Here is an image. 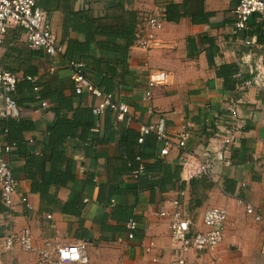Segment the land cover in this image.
Masks as SVG:
<instances>
[{"label":"crops","instance_id":"1","mask_svg":"<svg viewBox=\"0 0 264 264\" xmlns=\"http://www.w3.org/2000/svg\"><path fill=\"white\" fill-rule=\"evenodd\" d=\"M238 2L40 0L47 23L63 48L54 58L30 50L24 30L9 26L0 49L3 68L16 74L19 82L30 76L42 84L56 76V84L65 85L63 95L73 109H92L97 103L92 95L72 91L64 53L69 42L81 43L85 37L74 29L64 31L65 12L81 17L83 24L86 17H92L117 31L121 26L132 27L134 36L139 28H146L142 25L145 17L158 13L162 20L160 28L153 30V47L142 50L132 43L122 67L115 63L113 54L99 51L94 43L83 59L74 61L85 63L83 74L95 86L129 106L132 121H117L109 111L93 114L90 141L72 139L63 144L65 160L72 162L73 180L64 186L50 185L43 197L40 192L49 171L43 153L48 127L56 116L53 105L41 110L30 101V93H23L26 101L18 121L29 128L10 143L14 146L10 162L17 196L11 219L0 202V239L11 222L15 232L30 231L36 252H24L18 245L10 252L0 249V264H34L46 242L55 247L76 241L87 244V264H177L170 248L168 220L159 216L164 201L173 198L183 204L193 229L206 230L202 215L207 208L220 207L227 214L223 241L216 252L191 251L184 264H264V221L256 222L238 204L242 199L264 218V98L254 87L243 96L236 90L239 82L253 80L257 66H264V20L255 15L247 30L235 33L233 12ZM95 40L104 42L105 38ZM157 70L167 73L168 78L164 86L153 90L149 114L141 96L148 72ZM236 99L240 101L236 107L239 131L227 155L229 166L217 162L211 182L191 177L204 149H220L221 137L233 123L229 109ZM61 113L67 118L72 115ZM159 117L165 120L168 137L189 132L185 153L171 149L160 156L162 144L153 134L145 136L141 144L137 142L139 126ZM3 128L0 126L1 146L9 144ZM137 156L143 166L155 170L134 177L129 162ZM182 158L190 162L189 169H182ZM20 196L28 199L31 210L19 204ZM129 218L138 225L133 240H127L125 234ZM150 244L153 248L148 253L145 248Z\"/></svg>","mask_w":264,"mask_h":264},{"label":"built area","instance_id":"2","mask_svg":"<svg viewBox=\"0 0 264 264\" xmlns=\"http://www.w3.org/2000/svg\"><path fill=\"white\" fill-rule=\"evenodd\" d=\"M40 0H0V49L7 29L10 25L21 27L24 30V41L30 50L42 51L49 58H54L62 54L63 48L58 43L56 36L52 32L47 23V15L41 9ZM233 31L239 33L247 30L250 18L256 15L259 19L264 20V0H239L234 9ZM146 28H139L135 33L133 46L142 50H149L155 44V34L153 30L160 28L162 20L158 13L145 17L143 21ZM246 46L251 47V42L244 41ZM71 70V79L73 82V91L76 95L88 93L92 95L97 103L92 108L95 116L103 115L109 111L115 115L117 121H125L126 124L132 121L129 106L117 100L112 93H105L96 88L92 81L83 74L85 63L68 62ZM167 73L164 71H149L147 74L146 87L141 102L148 108L149 114L151 110L152 92L155 88L162 87L167 82ZM23 79L31 83L37 82L34 77L26 76ZM19 77L3 68L0 62V118L1 119H18L20 117L21 108L16 104L13 95L16 92V86ZM254 87L258 89L264 98V66L261 64L256 68V74L253 80H245L236 85L237 93L241 96L245 91ZM34 100L41 110L49 107V103L42 100L38 95L39 88L33 89ZM240 101L236 99L231 102L230 115L233 119L232 125L226 130L225 135L221 137L220 149L209 150L204 149L199 156V164L197 168L190 173L191 177L203 178L209 182L213 179L212 172L217 162L224 166H229L230 160L228 153L235 145L237 133L239 131L238 116L236 113L237 104ZM6 133V130H3ZM137 142L141 144L144 137L153 134L158 142L162 144L160 156H166L171 149H175L185 153V143L189 137V132L183 130L176 137L170 138L165 132V120L159 117L155 122L143 124L139 126ZM13 145H0V202L7 209L6 214L11 219L12 211L16 205L17 196L16 181L13 178L11 170L10 155ZM138 162V168L133 171V176L144 173V166L139 156L135 158ZM189 161L182 158L181 167L183 170L189 169ZM179 196L183 193L179 192ZM19 204L26 210L32 207L25 196L19 197ZM238 204L244 207L247 214L254 217L256 222L264 221L259 212L249 203L238 199ZM161 218L167 219L169 224L170 248L177 258V264H184L186 254L191 251L197 253L212 254L223 241V232L226 223V211L220 207L207 208L202 215V226L206 228L201 231L197 228L193 229V223L184 210L183 204L179 198H173L164 201L163 207L159 212ZM50 217V216H48ZM9 229L6 235L0 239V249L6 252L13 250L18 245L24 252L34 253L36 249L33 244L31 233L28 229H22L15 232L9 223ZM125 234L127 240H133L135 232L138 228L134 218H129L125 223ZM85 241H76L66 246L50 247L46 242L44 248L38 251V259L34 264H87L88 256L86 254ZM153 245L150 244L145 248L146 252H150ZM264 252V245L262 247ZM158 260L155 259L156 263Z\"/></svg>","mask_w":264,"mask_h":264},{"label":"trees","instance_id":"3","mask_svg":"<svg viewBox=\"0 0 264 264\" xmlns=\"http://www.w3.org/2000/svg\"><path fill=\"white\" fill-rule=\"evenodd\" d=\"M80 18L81 17L76 16L73 18L71 12H65V19L63 22L64 31L69 28L74 29L82 33L85 37V40L81 43H68L64 53L66 61L74 62L76 59H83L85 53L89 50L90 45L94 43L99 51L113 54L115 59H117L115 60V63L118 66H124L125 57L134 39L133 28L121 26L120 28L122 29L117 31V28L111 26L107 27L95 18L86 17V23L84 24L80 22ZM98 36L104 37L105 41L96 42L95 39ZM118 40L120 43H118ZM34 87L39 88L38 95L42 100L53 105V111L56 116L54 122L48 127V140L43 153L44 161L49 164L48 178L46 179L45 186L40 192L43 197L47 187L50 185L56 187L64 186L73 180V175L71 173L72 162L70 160H65L63 144L67 140L72 139H79L83 143H88L94 129V115L92 109L89 108H72L70 100L63 95L65 85L62 82H59L57 85L56 76L51 77L42 84H38L37 82L31 83L25 79L22 80V82H19L16 86V92L13 95V99L19 107H21L26 101L22 98L24 92L31 94L30 101H35ZM95 87L100 89L97 86ZM64 111L66 113H71V117L67 118L66 116H63L61 112ZM3 120L4 121H0V126H3V130H6V141L9 144L15 141V138H20L22 131L29 128L26 125L20 124L18 119L9 118ZM135 158L131 159L129 162V167L132 171L136 170L139 164L136 162ZM153 170H155L154 167L144 166V173ZM73 200L72 203H77L78 201L76 200L73 202Z\"/></svg>","mask_w":264,"mask_h":264}]
</instances>
